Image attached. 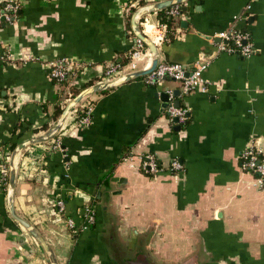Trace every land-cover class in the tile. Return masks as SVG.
I'll return each instance as SVG.
<instances>
[{"label":"crops","instance_id":"0c3cea01","mask_svg":"<svg viewBox=\"0 0 264 264\" xmlns=\"http://www.w3.org/2000/svg\"><path fill=\"white\" fill-rule=\"evenodd\" d=\"M139 1L11 0L14 13L0 3V178L11 145L55 123L61 88L50 63L88 65L77 87L99 78L133 48L130 7ZM183 5L188 12L175 16L173 39L166 29L159 58L188 65L203 58L208 65L205 90L175 98L189 109L179 130L164 114L160 88L139 77L85 96L79 105L91 107L88 124L77 123L76 105L52 138L16 158L14 209L47 240L57 264H264V188L239 165L249 144L264 150V0ZM143 18L153 37L156 12ZM234 26L249 34L247 57L218 51V41L209 39ZM133 60L136 70L145 69L151 55L142 50ZM102 81L110 80L94 83ZM163 87L175 92L178 83L166 79ZM144 154H153L162 170L148 175L128 165ZM174 158L181 172L167 169ZM6 185L0 183V264H50L10 215ZM87 206L95 222L85 228Z\"/></svg>","mask_w":264,"mask_h":264},{"label":"built area","instance_id":"2783aa9c","mask_svg":"<svg viewBox=\"0 0 264 264\" xmlns=\"http://www.w3.org/2000/svg\"><path fill=\"white\" fill-rule=\"evenodd\" d=\"M3 2V8L5 10H10L12 13L15 12L16 7L13 5L11 0H0V3ZM181 13V4H174L170 6L168 14L171 16H178ZM246 16H237V20H244ZM139 26L141 31L156 44L158 47L165 36L167 29L166 24H160L157 34H152L153 37L147 32L148 21L147 19H140ZM210 40L219 39L216 44V49L218 51H224L231 54H236L239 56L247 57L253 52L252 42L250 41L249 34L245 30H240L236 26L213 34ZM134 45L131 51L129 52L130 60L125 64H120L118 61L112 63L104 70V78L111 80L115 79L120 75L126 74L128 72L136 70V63L133 60L134 57H137L142 50H148L147 47L134 36ZM77 64L69 62L64 59H58L50 63V77L57 81L63 80L67 75V69ZM208 65L207 59H197L191 64L185 63H172L167 62L159 58V62L156 68L149 74L142 77L144 82L147 85L159 87V91H162L166 94V101L163 107L164 114L168 120L178 126H182L186 123L189 115V109L186 104L179 103L175 104V98H182L189 94L191 91L197 88L205 90L203 72ZM79 66V65H77ZM80 67V66H79ZM82 74L87 68L86 66L81 67ZM81 74V75H82ZM166 79H172L178 83L179 94L176 97L174 92L169 87H163V82ZM77 108H80L82 114L79 115L77 123L80 125H85L90 122V111L91 107L89 103H85L84 106L77 104L75 107V112H79ZM53 148L59 146L58 139L52 143ZM129 158H124L127 161ZM139 163L134 164V162L127 161L128 165L132 168L137 167L140 171L148 174L154 175L155 173L162 170V165L158 162L157 158L153 154H144L138 158ZM240 168L242 171L252 174L254 176V184L259 188H264V150L255 145L254 143L249 144L241 153H240ZM167 169L173 173L181 172L183 164L178 159L174 158L167 165ZM1 184H7V169L5 166L1 169ZM66 176V175H65ZM59 206V211H64V203L62 200L57 202ZM95 222V211L91 206H87L85 209V220L83 227H88ZM66 224L69 228L75 229L74 221L72 218L66 219Z\"/></svg>","mask_w":264,"mask_h":264},{"label":"water","instance_id":"95a60500","mask_svg":"<svg viewBox=\"0 0 264 264\" xmlns=\"http://www.w3.org/2000/svg\"><path fill=\"white\" fill-rule=\"evenodd\" d=\"M186 1L188 0H162L159 2L151 3V4L142 5L138 7L137 9H135L130 19L131 29H132L134 36L138 38L147 47L151 55L150 66L145 69H139V70L128 72L110 81H104V82L102 81V82L94 83L82 89L80 92H78L73 98H71L65 104L63 111L58 117V119L55 121L53 125H51L48 129H46L44 133L38 136L27 138L19 142L12 149L10 156H9V160H8V179H7V185H6L7 208L12 218L16 220L22 227H24L34 237V239L40 244V246L46 252L49 258L50 264H57L56 256H55L53 249L51 248L47 240L42 236V234L34 226H32L28 221L20 217L14 209L13 199H14L15 171H16L15 162H16V158L18 154L22 151V149H24L26 146L30 144L44 142L52 138L60 130L67 114L85 96L89 94L100 93V92H105L107 90H111L112 88L120 84L126 83L135 78L143 77L151 73L156 68L159 62L158 48L156 44H154V42L150 40L141 31L138 22L144 15L157 12L166 7L172 6L174 4H181V14L188 12V7L183 5V3ZM216 40L219 41V39H216ZM174 93L175 95H177L179 93L178 89H176ZM166 97H167L166 94L163 92L160 98L162 101H166ZM179 103H180L179 100L175 101L176 105H179ZM164 105L165 103H163V107ZM179 129H180V126L174 127V130H179Z\"/></svg>","mask_w":264,"mask_h":264},{"label":"trees","instance_id":"16d2710c","mask_svg":"<svg viewBox=\"0 0 264 264\" xmlns=\"http://www.w3.org/2000/svg\"><path fill=\"white\" fill-rule=\"evenodd\" d=\"M138 4L143 5L144 1L140 0ZM169 9H170V6L164 8L162 10H159L156 12V15H157L159 23L160 24H166V26H167V37H168V39H173L175 36L174 27H175V24L177 22V18L168 14ZM134 10H135V7L131 6L130 11L132 12ZM127 26L129 27V21H127ZM129 60H130V55L128 53L122 60H120L118 62L123 65V64L127 63ZM79 66L76 65V66H73L71 68H68L66 77L61 81H57L55 79H52L55 83H58L60 85V88H61V95L59 97V100L55 104L52 115H51V118L54 121H56L58 119V117L60 116V114L63 111L64 104L62 103V101H64L67 98H73L82 89L92 85L95 80H98V79L100 80L104 76V70L105 69L103 70V73L101 74L102 77L100 76L99 78H94L91 80L84 81L81 86L77 87L76 86L77 80H78V78H80V76L82 74L81 73L82 72L81 67H83V66L87 67L88 65L80 64ZM77 110L79 111V115L82 114L80 112V108H77ZM79 115H78V117H79ZM78 117L76 119H78ZM49 126L50 125L48 123H44L41 125L40 128L34 129L33 132L37 133L39 130H46L49 128ZM14 147H15L14 144L11 145V149H13ZM1 176H2V174H1ZM1 185L3 187H5V184H1Z\"/></svg>","mask_w":264,"mask_h":264},{"label":"rangeland","instance_id":"374dc122","mask_svg":"<svg viewBox=\"0 0 264 264\" xmlns=\"http://www.w3.org/2000/svg\"><path fill=\"white\" fill-rule=\"evenodd\" d=\"M6 169H7V177H8V167H6Z\"/></svg>","mask_w":264,"mask_h":264}]
</instances>
